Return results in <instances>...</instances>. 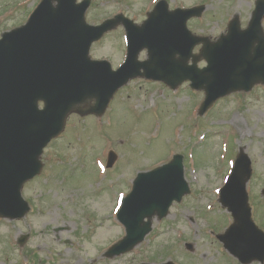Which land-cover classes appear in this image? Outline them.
Returning a JSON list of instances; mask_svg holds the SVG:
<instances>
[{"label": "rangeland", "instance_id": "obj_1", "mask_svg": "<svg viewBox=\"0 0 264 264\" xmlns=\"http://www.w3.org/2000/svg\"><path fill=\"white\" fill-rule=\"evenodd\" d=\"M39 1L0 0V35L23 25ZM157 1L90 0L86 21L97 25L122 14L140 24ZM165 1L170 9L205 6L201 18L187 27L215 40L233 17L245 28L256 0ZM90 55L119 66L125 55L123 29L109 33ZM202 100L203 93L187 83L171 91L136 79L118 91L100 119L70 116L44 150L40 175L22 189L30 211L20 220H0V264H239L213 235L232 222L218 193L242 149L252 162L247 185L252 218L264 231V90L228 96L199 117ZM109 150L117 160L107 170ZM174 154L184 157L190 194L172 205L166 218L154 219L152 231L132 252L105 258L104 251L125 235L115 214L130 180Z\"/></svg>", "mask_w": 264, "mask_h": 264}, {"label": "water", "instance_id": "obj_2", "mask_svg": "<svg viewBox=\"0 0 264 264\" xmlns=\"http://www.w3.org/2000/svg\"><path fill=\"white\" fill-rule=\"evenodd\" d=\"M88 5V0L80 4L76 0H42L24 26L4 33L0 39L2 218L18 219L29 210L20 190L39 174V157L50 140L62 132L67 116L74 110L82 113L78 108L91 100L95 104L89 113L101 114L128 80L145 77L172 89L190 81L191 88L205 93L201 115L221 97L248 92L258 83L264 85V0H257L247 29L240 30L235 18L227 35L213 44L186 28L190 18L201 16L203 6L169 12L167 4L160 1L141 26L121 15L89 26L84 19ZM119 24L126 31L127 57L118 70L112 71L108 62L92 61L88 53L92 43ZM200 43L199 56L192 55L193 47ZM143 49L148 51V60L138 63L137 55ZM200 58L207 67H196ZM190 59L193 65L188 66ZM39 102L44 104L42 110ZM114 158L110 153L108 167ZM250 174V161L241 153L220 197L234 224L217 238L243 264L264 261V233L250 218L246 194ZM188 192L181 156L139 174L117 214L126 237L107 256L130 251L150 231V220L155 215L159 219L166 216L172 202H180Z\"/></svg>", "mask_w": 264, "mask_h": 264}]
</instances>
